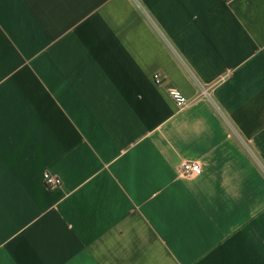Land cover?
Here are the masks:
<instances>
[{"label":"crops","instance_id":"0c3cea01","mask_svg":"<svg viewBox=\"0 0 264 264\" xmlns=\"http://www.w3.org/2000/svg\"><path fill=\"white\" fill-rule=\"evenodd\" d=\"M0 264H264V0H0Z\"/></svg>","mask_w":264,"mask_h":264},{"label":"built area","instance_id":"2783aa9c","mask_svg":"<svg viewBox=\"0 0 264 264\" xmlns=\"http://www.w3.org/2000/svg\"><path fill=\"white\" fill-rule=\"evenodd\" d=\"M153 81L155 84L161 83L160 78L157 74L153 75ZM168 96L178 109H184L190 103V100L176 88H170L168 90ZM200 170L201 169L198 163L189 161H181L179 162V164H177L175 168L176 174L180 177L198 175L200 173ZM44 185L48 188L58 187L61 185V180L58 177H54L50 174H45Z\"/></svg>","mask_w":264,"mask_h":264}]
</instances>
